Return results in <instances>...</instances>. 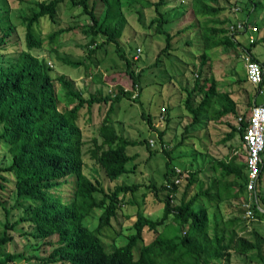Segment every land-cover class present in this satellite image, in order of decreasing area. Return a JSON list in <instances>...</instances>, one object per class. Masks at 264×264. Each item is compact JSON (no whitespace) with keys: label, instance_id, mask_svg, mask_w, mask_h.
<instances>
[{"label":"trees","instance_id":"obj_1","mask_svg":"<svg viewBox=\"0 0 264 264\" xmlns=\"http://www.w3.org/2000/svg\"><path fill=\"white\" fill-rule=\"evenodd\" d=\"M3 1L5 0H0V57L12 45L11 37L14 32L8 7ZM126 1L139 5L141 9L154 7L157 18L152 19L150 25L155 24V33L165 35V46L159 53H168L175 35L164 27L167 20L160 8L166 0ZM188 1L193 16L211 18L204 24H213L205 27L201 35L204 44L200 52L202 73L208 57L207 50L234 46L235 35H229L224 24L216 19L223 7L211 5L207 0ZM122 2L124 1L101 0L102 11L96 14L94 2L91 6L89 0H40L33 2L34 9L29 15L21 16L25 48L15 50V61L12 64L0 66V148L4 149L10 159L8 164L0 166V207L9 215L10 211L5 207L6 197L3 198L2 195L9 190L8 196H13L15 201L13 206L21 208L23 215L14 223H6L0 234V264H15L25 258L21 253L4 251L5 244L13 239L9 231L21 221L34 227V231L25 234L41 240V247L50 249L47 255L49 262L59 264H226L229 263L231 251L264 264L260 244L237 234L232 229L233 220H228V224L220 222L214 211L213 223L211 222L209 209L212 205L232 197L238 198L247 191L246 165L238 156L230 155L226 161H217L220 176L214 178L216 181L205 189L200 187L192 195L188 194L197 173H189L180 197H177V190L182 181L178 185L169 183L170 187L165 184V181L169 182L176 174V168L169 165L168 160L163 185L166 196L162 200L161 215L157 218L148 217L138 209L132 225L133 231L126 235L124 244H113L110 249L104 245L103 229L117 218V211L125 202V195L128 192L133 194L138 188L135 184H117L107 193L97 179L92 180L83 172L85 153H88L108 180L118 179L130 171L127 164L134 159V155H130L127 149L140 144L139 141L120 135L111 119L113 103L122 98L131 99V91L136 89L140 79L139 73L135 74L131 69L130 60L120 51L118 44L125 20L121 12ZM252 2L254 9L260 8V1ZM63 3L81 8L80 14H86L90 19L91 22L82 27L85 35L90 37L89 45L95 42L97 35L105 37L104 42L88 50V55L94 54L104 43L117 44L116 50L120 58L125 60L124 71L131 81L130 91L120 86L114 95L91 94L83 97L64 76L51 75L52 69L45 57L32 53L33 49L42 45V40L34 32L35 26L42 18H48L52 26H59V10ZM191 28L193 27L188 26L185 29ZM61 32V29L53 31L48 35L49 40L54 42ZM246 51L250 54L248 49ZM251 57L260 63L264 71V60L261 61L252 54ZM65 62L74 66L82 64L68 60ZM158 63L159 59L156 58L155 64ZM200 77L201 75L196 78L193 89L187 91L184 100L185 109L191 117L185 131L196 126L202 116L208 120H219L228 114L238 117L237 102L229 91L219 90L213 76H205L203 80ZM238 80L244 82L243 79ZM56 82L63 90L64 97L74 99L72 104L61 105L62 99L57 95ZM196 91L201 97L193 105L192 96ZM256 95H259L257 89L254 97ZM138 97L137 92L133 98L137 100ZM217 100L220 101V107L215 104ZM108 102L106 115L88 140L89 147L84 149L87 143L79 125L81 109L85 107L89 112L93 104ZM247 112L241 115L237 126L229 125L224 141L237 134L242 138L243 129L248 124ZM142 115L150 124V116ZM162 134L163 131L159 132L160 138ZM162 150L168 157L169 150ZM263 172L264 163L260 176ZM231 175L233 178L230 180ZM234 186L239 187L233 191ZM147 188L153 189L157 194V188ZM257 197L262 199L258 191ZM205 199L208 203L213 201L215 204H205ZM131 202L135 204L134 201ZM96 210H99L97 224L89 228L84 220L93 216ZM253 215L259 218L264 216L255 202ZM176 226L180 229H176ZM146 229L153 233L147 242L144 239Z\"/></svg>","mask_w":264,"mask_h":264},{"label":"rangeland","instance_id":"obj_2","mask_svg":"<svg viewBox=\"0 0 264 264\" xmlns=\"http://www.w3.org/2000/svg\"><path fill=\"white\" fill-rule=\"evenodd\" d=\"M36 1L40 0L3 1L8 7L14 32L11 37L12 45L0 57L1 67H7L15 61V50L25 48L21 16L29 15L34 9L33 2ZM123 1L121 12L125 20L118 44L120 51L130 60L131 69L135 74L140 75L136 86L139 97L137 100L133 97L122 98L119 102L113 103L111 119L120 135L139 141L140 144L127 149L130 155H134V159L127 164L130 171L118 179L108 180L103 170L90 159L88 153H85L83 168V172L92 180L97 179L107 193L117 184L138 186L133 194L128 192L125 195V202L117 211V218L102 231V241L107 249H110L113 244H124L126 235L133 231L132 225L138 209L148 217L157 218L161 215L162 200L166 196L163 185L168 160L169 165L174 169L179 168L183 171L182 184L178 187L177 197L181 196L186 178L191 172L196 171L197 174L188 195H192L200 187L205 189L213 184L216 181L214 178L220 176L217 161H226L233 146L241 147L238 134L233 139L224 141V136L230 129L229 125H238V117L249 111L254 99L257 103H264V93L254 97L256 88L248 83L245 66V55L252 54L259 60H264V0H255L261 3L259 9L253 8L252 0H207L211 5L223 7L216 19L224 24L223 27L228 29L229 35L234 33L235 44L231 47L221 46L207 50L208 57L202 73H200V52L204 44L201 35L205 27L213 25L212 23L204 24L211 18L193 16L188 0H166L160 8L164 13V19L167 20L164 27L174 34L175 38L169 52L160 54L159 51L165 46L166 41L164 34L154 32L155 24L150 25V21L157 18L154 7L141 9L135 3ZM93 2L94 12L99 14L102 11L101 0H89V5L92 6ZM80 11L79 7H70L63 3L59 10V26H52L48 18H42L34 28L36 36L42 40V45L40 48L33 49L32 53L45 57L52 69L51 75L64 76L72 82V88L81 92L83 97L91 94L114 95L120 86L130 91L131 81L124 71L125 60L120 58L116 50L117 44L104 43L96 49L94 54L88 55V50L104 42L105 37L99 34L95 37V42L89 45L90 37L85 35L82 27L91 21L86 14H80ZM237 23L241 25L239 28L235 26ZM188 26L193 28L185 29ZM59 29L63 32L54 42H51L48 35ZM180 30H182L181 33L177 35ZM247 49L250 54L246 51ZM156 58L159 59L158 64H155ZM66 60L82 64L74 66L65 62ZM200 75L201 80L205 76H213L219 90L229 91L237 102L238 117L228 114L219 120H208L202 116V120L196 126L187 128L185 131V126L190 122L191 117L185 109L184 100L187 91L193 89L196 78ZM238 79H243L244 82H239ZM56 86L57 95L62 99L61 105L72 104L74 99L64 97L63 90L57 82ZM134 91H131L132 95ZM200 97L201 94L198 91L193 93V105L199 102ZM215 104L220 107V101H215ZM108 108L109 102L93 104L89 112L85 107L81 109L79 125L87 143L84 149L89 147L88 140L95 134ZM162 108L165 111L161 119ZM142 113L150 116V124ZM162 131L160 138L159 132ZM150 139H154V146L149 144ZM162 149L169 150L168 157ZM241 153L242 156L239 154L238 159L243 162L245 153ZM9 160L4 149L0 148V166L8 164ZM260 177L256 190L262 195V199L258 198L256 204L264 212V172ZM232 178L233 175L229 179ZM147 186L157 188V194ZM238 187H232L233 191ZM9 193L10 191L7 190L2 194L3 198L6 197L5 207L10 213L6 215L5 210L0 207V234L6 223H14L23 215L21 208L13 206L15 201L13 196H8ZM248 197L249 193L246 191L243 196L225 199L217 204L213 201L208 203L205 199V204H215L209 209L212 223L214 211L220 222L224 221L228 224V220H233L232 229L237 234L258 242L264 253V216L244 217L243 204L248 201ZM250 201L253 210L255 201ZM98 214L99 210H96L93 216L86 217L84 224L89 228L96 226ZM176 229L180 227L176 226ZM182 230H185V227H182ZM28 231H34V227L24 221L19 222L13 230L9 231L13 239L5 244L4 251L13 254L21 253L25 257L16 261L15 264H59L49 262L47 255L50 249L41 247V240L25 234ZM152 234L147 229L144 231L146 242L152 238ZM226 264L262 263L231 251L229 263Z\"/></svg>","mask_w":264,"mask_h":264},{"label":"built area","instance_id":"obj_3","mask_svg":"<svg viewBox=\"0 0 264 264\" xmlns=\"http://www.w3.org/2000/svg\"><path fill=\"white\" fill-rule=\"evenodd\" d=\"M239 28L241 25L237 23L235 25ZM246 59V79L253 85L259 94L264 93V71L259 62L251 59V56L245 55ZM133 93V97L137 95L136 89ZM160 118L164 116L165 109L162 108ZM241 120V116L238 117V122ZM247 125L244 127L242 132L241 141V151L245 153L243 162L246 165V181L245 187L249 193L248 201H245L243 206L245 208L244 217H253L252 203L250 200L256 201L257 197V184L260 179L261 168L263 167L264 159V103L253 102L250 112L247 115ZM149 144L154 146V139L149 140ZM242 156V153H240ZM233 155H239V152L236 150L233 152ZM239 157V156H238ZM175 176L169 180L165 181L168 187L173 183L178 185L182 181L183 171L179 168H176ZM171 185H170V184ZM258 206V205H257ZM260 209V208H259ZM261 210V209H260ZM262 211V210H261Z\"/></svg>","mask_w":264,"mask_h":264},{"label":"crops","instance_id":"obj_4","mask_svg":"<svg viewBox=\"0 0 264 264\" xmlns=\"http://www.w3.org/2000/svg\"><path fill=\"white\" fill-rule=\"evenodd\" d=\"M215 21H216V19H215ZM253 101H255V99L253 100ZM264 101V100H263ZM255 102H257V100L255 101ZM233 139V138H232ZM232 147V146H231ZM232 150H230V157H232V156H240V155H233V152H235L236 150L239 152V154L242 152L241 151V147H236V146H233L232 148H231ZM239 158V157H238ZM261 178V177H260Z\"/></svg>","mask_w":264,"mask_h":264}]
</instances>
